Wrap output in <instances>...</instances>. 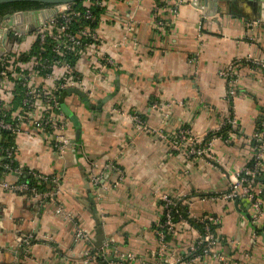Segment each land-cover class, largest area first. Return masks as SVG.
Masks as SVG:
<instances>
[{
    "label": "crops",
    "instance_id": "0c3cea01",
    "mask_svg": "<svg viewBox=\"0 0 264 264\" xmlns=\"http://www.w3.org/2000/svg\"><path fill=\"white\" fill-rule=\"evenodd\" d=\"M216 1L104 0L97 47L116 64L100 74L94 48L79 57L85 86L61 94L73 140L64 151L35 128L15 134L17 167L56 180L38 195L0 186V264H264V170L262 214L247 198L216 197L261 150L264 67L252 60H264V4L218 1L217 11ZM230 112L236 123L207 155L184 156L157 134L222 129ZM164 194L188 216L163 245ZM204 216L215 244L199 253Z\"/></svg>",
    "mask_w": 264,
    "mask_h": 264
},
{
    "label": "built area",
    "instance_id": "2783aa9c",
    "mask_svg": "<svg viewBox=\"0 0 264 264\" xmlns=\"http://www.w3.org/2000/svg\"><path fill=\"white\" fill-rule=\"evenodd\" d=\"M94 1L99 5L104 3V0H86L85 18H94L91 10ZM71 6V4L57 5L55 13L38 27H33V20L28 25L29 22L25 17L16 18L17 11L10 13L12 18L3 16L0 21V130H6L15 136V134L26 133L30 128H35L52 135L56 149L59 151H64L72 143L68 134V116L62 107L61 94L69 88L85 86L77 65L70 59V56L78 55L79 59L82 54L94 48V64L100 74H103V68L106 66L116 64L112 56L105 55L97 47L101 45L97 28L91 29L88 26L74 28V17L81 13L73 11ZM26 27L30 30L25 31ZM252 61L264 67V60ZM225 75L230 78L232 87L229 93L232 94L233 84L236 82L232 78L233 68H228ZM132 119L140 129L147 131L148 127L139 114H133ZM225 120L222 126L230 124L233 127L236 123L234 112H230ZM220 130L221 127L194 134L187 128H179L172 136L163 132H157V134L168 142L173 151L190 157L207 155L213 142L221 137ZM256 139L261 142V150L255 156L254 163L242 168L233 179L229 190L217 194L216 197L247 198L256 213L260 215L262 214V199L259 196L257 184L259 183L258 177L264 170V119L261 129L256 134ZM2 147L0 144V148ZM5 154L8 161H0V166L15 171L20 176L27 173L42 180H56L54 176L37 170H22L17 167L14 143L5 148ZM14 162L15 166H13ZM0 186L23 193L39 194L36 186H30L25 181L8 183L0 180ZM162 199L165 216L159 224L158 232L164 245L166 236L176 229L172 210L175 208L179 216L182 215L176 208L178 199L168 194L162 195ZM58 211H61V208ZM213 220L211 216L197 219L203 226L200 240V245L204 248L203 252L210 251L215 244V234L211 229ZM79 233L86 234L84 230ZM128 257L134 259L131 255ZM194 258L196 257L185 261L184 264H191ZM144 264L148 263L144 262Z\"/></svg>",
    "mask_w": 264,
    "mask_h": 264
},
{
    "label": "trees",
    "instance_id": "16d2710c",
    "mask_svg": "<svg viewBox=\"0 0 264 264\" xmlns=\"http://www.w3.org/2000/svg\"><path fill=\"white\" fill-rule=\"evenodd\" d=\"M71 9L73 11L76 12H80L81 14L74 17L73 20V25L74 28H78V27H85L88 26L91 29L97 28L99 26L100 23V18L101 16L104 14V9L105 7L103 5H99L97 4L95 1L93 2V4L91 5V10H92V14L94 16L93 19H88L85 18L84 13L86 11V0H78L76 3H71ZM50 6L47 3H41V2H34V1H15V2H3L0 3V21L3 18V16H5L8 13H13L14 11L17 10H32V9H39V8H43V7H48ZM89 40V39H87ZM70 59L75 62L77 64L78 61V55H72L70 56ZM0 65H1V61H0ZM231 128V126L229 124H227L226 126H224L219 133H224L226 131H228ZM261 129V123H260V127L259 130ZM14 136L12 134H10V132L6 131V130H0V144L3 146L2 148H0V161L1 162H7L8 159L6 157L5 154V148L9 147L11 144H13L14 142ZM15 162L13 163V166ZM9 172L8 169H6L4 166H0V175H2V173L4 172ZM20 181H25L28 182L30 184V186H36L38 189H45L46 185H48V180H42L39 178H36L33 175L27 174V173H23L20 178ZM260 196V195H259ZM177 209H179L180 213L182 216H179L178 212H176V209L174 208L172 210V216L174 221L177 223L178 221H180L181 218H186L188 216V209L187 206L183 203V201L178 200V205L176 206ZM194 222L197 224V226L200 228L201 232H203V226L202 224H200L197 220H194ZM214 224L211 222V229L214 232ZM170 235L166 236V240L167 238H169ZM200 248H198V252L202 253L203 252V247L201 245H199ZM196 254V253H195ZM194 255V254H193ZM188 259V258H187Z\"/></svg>",
    "mask_w": 264,
    "mask_h": 264
},
{
    "label": "water",
    "instance_id": "95a60500",
    "mask_svg": "<svg viewBox=\"0 0 264 264\" xmlns=\"http://www.w3.org/2000/svg\"><path fill=\"white\" fill-rule=\"evenodd\" d=\"M15 1H34V2H41V3H47L50 6L48 7H43V8H39V9H32V10H17L15 16L23 18L25 17V19L27 20L28 25L31 23V20H33L34 26L33 27H38L41 24H43V22L50 17L51 15H53L56 11L57 5L59 4H71V3H76L78 0H0V3L3 2H15ZM218 1H227V0H217L216 1V10L218 11V9L222 8L221 4L223 2H218ZM229 1V0H228ZM256 2L259 3H263L264 4V0H254ZM213 14H215V12L211 11V12H206V15H210L212 16ZM4 17L7 18H12L13 16L8 13L6 14ZM25 31H29L30 29H28V27L24 28ZM23 29V30H24ZM68 90H72V91H76L81 93L82 91H80L79 89L73 87V88H69ZM62 107L64 109V111L67 113H69L68 109L66 108L65 104L62 103ZM73 142V140H72ZM98 232H101V228H98ZM102 241L101 236L99 235V241L96 242V245H99V243Z\"/></svg>",
    "mask_w": 264,
    "mask_h": 264
}]
</instances>
